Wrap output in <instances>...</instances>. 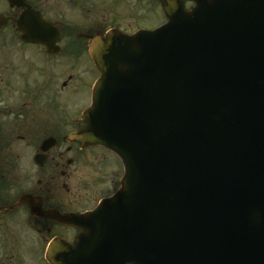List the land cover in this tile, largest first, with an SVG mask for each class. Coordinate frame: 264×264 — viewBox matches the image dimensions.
Masks as SVG:
<instances>
[{"label": "water", "instance_id": "95a60500", "mask_svg": "<svg viewBox=\"0 0 264 264\" xmlns=\"http://www.w3.org/2000/svg\"><path fill=\"white\" fill-rule=\"evenodd\" d=\"M161 1L166 25L91 43L102 78L81 136L126 174L84 219L85 259L68 261L264 264V0L235 5L229 25L215 3Z\"/></svg>", "mask_w": 264, "mask_h": 264}, {"label": "flooded vegetation", "instance_id": "af4514ba", "mask_svg": "<svg viewBox=\"0 0 264 264\" xmlns=\"http://www.w3.org/2000/svg\"><path fill=\"white\" fill-rule=\"evenodd\" d=\"M125 1L0 0V264H65L76 238L93 232L83 213L121 185L116 152L74 134L92 102L93 82L84 91L80 78L88 63L94 67L89 37L143 27L142 0ZM151 8L160 18L157 0ZM43 30L58 37L23 38ZM70 94L85 96L84 105L72 108Z\"/></svg>", "mask_w": 264, "mask_h": 264}, {"label": "rangeland", "instance_id": "374dc122", "mask_svg": "<svg viewBox=\"0 0 264 264\" xmlns=\"http://www.w3.org/2000/svg\"><path fill=\"white\" fill-rule=\"evenodd\" d=\"M151 2L152 0H142L141 2V9L144 12L142 18L138 19L137 22L138 23V27H140L141 25L150 27V26H154L157 23H160L162 20V17L157 18L154 14V16H152L153 13H155V11H153V9L151 8ZM123 4L125 5H129V7L134 6V2L133 1H125ZM122 4V5H123ZM98 12V11H97ZM88 15L93 14L92 12H87ZM132 18V17H129ZM128 18V20H129ZM133 19V18H132ZM159 21V22H158ZM125 28V27H123ZM86 61L83 60L82 62L79 63V66L85 67ZM88 69H84L81 70L80 68V78H81V89L86 91L88 88V86L90 85V82H93L92 85L94 84V82L96 81V79H98V75L96 74V79L93 78V76L91 75L92 72L95 70L94 67H92L91 63H88ZM91 85V88H92ZM85 96L82 98L80 96H76L75 94H70V98L69 100H71V106L72 108H76L79 107L81 104L84 105L85 103Z\"/></svg>", "mask_w": 264, "mask_h": 264}]
</instances>
